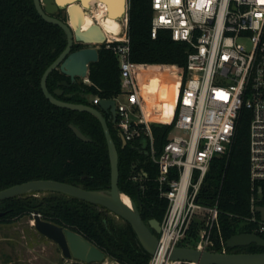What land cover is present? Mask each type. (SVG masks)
Masks as SVG:
<instances>
[{
  "label": "trees",
  "instance_id": "16d2710c",
  "mask_svg": "<svg viewBox=\"0 0 264 264\" xmlns=\"http://www.w3.org/2000/svg\"><path fill=\"white\" fill-rule=\"evenodd\" d=\"M153 14L152 0H130L131 59L185 71L189 43L174 40L165 29L153 37ZM55 15L68 19L67 13ZM67 43L65 30L45 20L34 0H0V190L35 179L59 180L92 190L111 188L108 143L99 118L87 111L55 105L41 87L44 71ZM82 46L77 43L74 49ZM64 79L71 82L70 76L54 69L48 77L49 89L54 92ZM89 79L90 83L80 78L70 86L62 85L64 92L59 98L97 106L89 93L110 98L121 92L118 53L107 43L100 45L99 60L90 64ZM250 121L251 111L243 109L230 153L213 159L202 188V202L219 199L226 241L238 232H254L251 224L231 215L250 213ZM71 124L92 140L78 137ZM109 125L119 150L120 190L137 203L146 222L151 218L162 221L167 201L155 190L157 165L141 140L124 145L115 122ZM173 126V122L152 124L158 147L167 141ZM141 170L148 176L145 190L133 179ZM42 191L48 194L40 196L34 194L39 191H31L0 200V222L32 216L37 209L44 219L83 234L119 264H149L152 254L127 220H118L103 205L63 192ZM199 228L200 223L194 222L181 244L194 247ZM256 233L264 237V232ZM216 250H221L220 245ZM227 251L259 252L264 246L254 242L227 247Z\"/></svg>",
  "mask_w": 264,
  "mask_h": 264
},
{
  "label": "built area",
  "instance_id": "2783aa9c",
  "mask_svg": "<svg viewBox=\"0 0 264 264\" xmlns=\"http://www.w3.org/2000/svg\"><path fill=\"white\" fill-rule=\"evenodd\" d=\"M151 34L169 30L172 38L190 45L179 103L168 139L158 147L140 93L138 73L147 64L131 59L130 0L116 36L104 43L119 57L121 92L116 101L115 126L128 142L141 140L157 165L155 190L167 206L158 233L159 246L149 264H183L170 251L181 245L194 222L200 223L194 247L227 252L219 199L202 202V188L213 159L230 153L243 109L251 111L249 126L251 198L248 215L231 214L264 232V0H152ZM84 81L91 82L89 77ZM125 96V99H122ZM99 95L94 104L101 101ZM142 189L143 170L133 175ZM131 198V197H130ZM220 245L221 250H216ZM77 264L87 262L70 258ZM118 263L108 255L103 262ZM193 264V262H188Z\"/></svg>",
  "mask_w": 264,
  "mask_h": 264
},
{
  "label": "water",
  "instance_id": "95a60500",
  "mask_svg": "<svg viewBox=\"0 0 264 264\" xmlns=\"http://www.w3.org/2000/svg\"><path fill=\"white\" fill-rule=\"evenodd\" d=\"M113 4L114 0H108ZM129 0H119L118 18L124 15ZM35 6L40 15L47 21L61 26L67 33L68 43L61 54L46 68L42 75L41 87L47 98L57 106L78 111H87L96 115L103 126L108 143L109 156L111 162V188L107 191L86 189L81 186L53 179H35L22 183H17L0 190V200L14 195H22L31 191H58L67 193L71 196L79 197L90 202L103 205L117 216L127 220L136 231L143 246L151 253H155L159 246L158 233L161 231V223L157 218H151L146 222L138 208L136 202L133 207L125 203L120 190L119 178V150L113 137L110 121L116 120V101L115 99L102 98L96 105L72 102L59 98L64 92V86H70L80 78L89 77V67L92 62L99 60L100 45L107 37L104 30L98 23L93 24L88 29H75L71 22L72 3H83L86 7V0H34ZM67 10L68 19L64 20L55 15L60 9ZM78 7H76V10ZM77 43L84 46L74 49ZM59 68L63 73L70 76L71 82L67 79L58 82L57 88L52 92L48 87V77L50 73ZM75 134L85 141L92 139L87 136L78 126L71 124ZM123 144L127 140L122 132L119 131ZM264 218V206H259ZM36 229L45 236L56 241L61 247L63 254L67 258H75L92 263L103 262L107 253L92 243L83 234L55 222L46 220L42 217L39 210L33 212ZM259 243L264 246V237L255 232H238L227 239L228 247L245 246L251 243ZM171 259H180L197 264H264V251L259 252H220L211 250H200L193 246L179 245L174 247L170 253Z\"/></svg>",
  "mask_w": 264,
  "mask_h": 264
},
{
  "label": "rangeland",
  "instance_id": "374dc122",
  "mask_svg": "<svg viewBox=\"0 0 264 264\" xmlns=\"http://www.w3.org/2000/svg\"><path fill=\"white\" fill-rule=\"evenodd\" d=\"M57 13L64 16L67 10L65 8ZM138 80L143 87L140 96L149 121L156 125L172 121L184 80L183 70L147 64L139 71ZM88 96L93 100L95 95L89 93ZM34 194L42 196L48 193L39 191ZM110 214L120 219L115 213ZM32 219L33 214L11 222H0V264H77L63 254L56 241L40 233L32 224Z\"/></svg>",
  "mask_w": 264,
  "mask_h": 264
},
{
  "label": "bare ground",
  "instance_id": "6f19581e",
  "mask_svg": "<svg viewBox=\"0 0 264 264\" xmlns=\"http://www.w3.org/2000/svg\"><path fill=\"white\" fill-rule=\"evenodd\" d=\"M86 7L83 3H72L70 9L72 16L70 22L77 29H88L95 23H98L104 30L106 37H114L123 26L121 18H118L119 0H114L113 4L108 0H86ZM76 7L78 9L76 10ZM116 34V35H115ZM122 200L133 207V202L127 193L121 194ZM35 224V218L31 220ZM193 264H197L193 262Z\"/></svg>",
  "mask_w": 264,
  "mask_h": 264
}]
</instances>
